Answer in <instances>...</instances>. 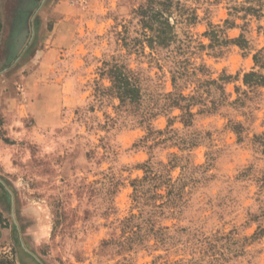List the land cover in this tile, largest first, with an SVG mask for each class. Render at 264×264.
I'll use <instances>...</instances> for the list:
<instances>
[{"label": "rangeland", "instance_id": "obj_1", "mask_svg": "<svg viewBox=\"0 0 264 264\" xmlns=\"http://www.w3.org/2000/svg\"><path fill=\"white\" fill-rule=\"evenodd\" d=\"M147 1L0 0L8 264H264V0H181L197 19L156 51Z\"/></svg>", "mask_w": 264, "mask_h": 264}, {"label": "trees", "instance_id": "obj_2", "mask_svg": "<svg viewBox=\"0 0 264 264\" xmlns=\"http://www.w3.org/2000/svg\"><path fill=\"white\" fill-rule=\"evenodd\" d=\"M139 16L142 26V39L140 42L147 43L153 50L158 48H170L176 40L175 26L178 22H192L197 19L194 12L189 11L181 0H148L135 12ZM172 19L174 21H172ZM2 22L0 19V34ZM108 67L104 73L109 77L111 86L109 90L116 94L123 104H137L141 98L140 77L133 70L120 63H107ZM255 73L246 75V81ZM215 82V81H214ZM181 101H188L185 105ZM195 97H186L179 93L167 95L168 106L179 107L183 112L185 124L190 123L194 116L191 113V102ZM148 178V177H145ZM140 182V181H139ZM0 264H8L0 257Z\"/></svg>", "mask_w": 264, "mask_h": 264}, {"label": "water", "instance_id": "obj_3", "mask_svg": "<svg viewBox=\"0 0 264 264\" xmlns=\"http://www.w3.org/2000/svg\"><path fill=\"white\" fill-rule=\"evenodd\" d=\"M13 216H14V218H15V213L13 212Z\"/></svg>", "mask_w": 264, "mask_h": 264}]
</instances>
